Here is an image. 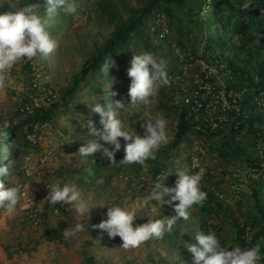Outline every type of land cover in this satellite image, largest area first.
Returning <instances> with one entry per match:
<instances>
[{
    "label": "rangeland",
    "instance_id": "rangeland-1",
    "mask_svg": "<svg viewBox=\"0 0 264 264\" xmlns=\"http://www.w3.org/2000/svg\"><path fill=\"white\" fill-rule=\"evenodd\" d=\"M99 1L69 0L76 10L61 18L58 10L52 15L47 11L44 13L43 2L40 0L39 15L47 21L48 31L58 46L47 58L38 56L22 60L6 70V87L0 89V122L24 120L26 123L22 129L26 132V142H29L27 134L32 132L33 126L29 127L30 120L25 121L26 113L21 110V103L28 92L34 72L40 74L41 86L56 92L57 97L53 103L57 107L50 119L45 121L46 124L39 128V142L36 145L28 143V151L24 157L31 154L32 174L25 177L23 172L14 168V172L8 170L0 179L5 186L17 182L27 185L25 195L20 196L14 213L9 214L0 208V264H186L187 261L194 264L193 256L186 257L181 251L189 242L195 240L196 233L200 230L214 232L222 246L229 247V250L230 246L246 248L259 244L260 241H254V236L263 221H259L258 209L264 204V189L260 193L258 190L261 184L264 185V139L259 132H256V136L252 135V130L247 126L237 132L227 130L221 136L199 135L190 128L172 148H167L174 139L181 110V106L173 100L178 86L176 76L169 77L170 84L160 88L158 94L150 98L148 105H142L133 114L120 113L127 130L139 135H143L141 118H164L167 121L169 140L155 152L154 160H146L143 165L119 166L110 163L100 152L87 160L76 153L85 137L91 138L87 134V122L92 120L96 127H101L98 114L93 113L89 106L91 103L101 102L103 93L100 83L105 82V79L101 74L91 72L67 101L62 100L61 94L71 83L73 75L87 65L96 45L113 28L112 17L108 13H100ZM109 1L111 10L126 18V7H141L146 0ZM16 2L18 6H24L36 0ZM171 7L173 17L163 8L151 13L146 25L152 46L146 47L143 40H132L127 51L129 58L124 63L126 66L130 65L134 54L151 52L158 62L162 61L175 71L189 63L188 57L193 53L191 46L194 42L199 43L197 51L202 58L211 57L205 55L206 50L210 54H217V50H208L204 45L205 34L212 31L204 25L202 31L198 30L199 23L204 19L206 4L196 3L191 12L183 8L180 2H173ZM6 10H9L7 0H0V12ZM158 12L167 16L170 25V33L163 41H156L149 31V25ZM157 42H161V48L156 46ZM221 57L223 60L228 58L225 53ZM110 89L109 82H106L105 90ZM123 90H117L118 97L114 100L127 102V93ZM249 106L253 107L250 103ZM123 143L121 138L122 148ZM199 143L205 149L204 155H201L202 164L199 166L206 171L199 187L201 190H210L213 200L205 199L202 204L194 205L189 210L188 220H178L172 232L165 233L162 239H152L132 249H123L118 236L109 238L103 230L92 227L107 218V208L112 206L135 208L138 217L134 226L146 222L148 218L174 215L171 205L160 207L154 201L145 205L142 201L150 192L157 175L163 170L180 169L189 175L199 170L188 163L189 152ZM234 143L237 148H243V151L239 149L234 153ZM122 148L115 154L116 161L123 156ZM96 155L105 162L107 174H111L108 185L103 186L105 178L90 181L81 168ZM39 157H43L44 161H37ZM251 159H256L255 164L262 166L261 170L250 166V162L246 160ZM7 160L9 164L14 162L10 157ZM248 166L256 171L257 178H248L246 183L239 181L240 175L237 173L244 176ZM175 179L176 174L172 173L164 183L166 186H173ZM52 183L77 184L83 196L94 206L89 210L88 217L81 219L73 210H67L66 204L49 205L44 197L49 191L48 184ZM213 191H221L225 199L216 200ZM45 205L48 211L44 216L42 209ZM80 219L86 231L77 234L71 241H65L62 230L73 226ZM237 229L243 230L241 238L244 243L238 241ZM191 244L194 243L189 245ZM260 252L262 259L259 264H264V253L261 249Z\"/></svg>",
    "mask_w": 264,
    "mask_h": 264
},
{
    "label": "clouds",
    "instance_id": "clouds-1",
    "mask_svg": "<svg viewBox=\"0 0 264 264\" xmlns=\"http://www.w3.org/2000/svg\"><path fill=\"white\" fill-rule=\"evenodd\" d=\"M42 2L49 15L56 13L57 10L66 14L76 10L75 5L69 0H42ZM7 5L9 10L0 12V89L6 87V70L11 69L22 60H30L38 56L47 58L58 46L57 41L48 31L47 21L39 15L40 0L24 6H18L16 0H7ZM165 38L160 39V41ZM205 55H211V57L204 59L198 51L195 54L191 53L188 57L189 63L186 65L196 66L195 61L202 60L209 63L218 59L232 72L233 81L230 83V87L238 93V104L242 112L238 118V126L236 128L230 127L227 130L240 131V126L246 123L252 115L257 112L264 113V107L257 103V99L262 98L264 100V91L259 89V86H251L249 80L240 84L239 77L242 75L238 72L235 73L227 59L223 60L220 55L210 54V51L207 50ZM112 64L113 62L109 57L101 64L100 74L103 78L109 77V68ZM183 66L179 67V71L172 75L176 76ZM126 74L130 78V84L127 88V102L114 100L103 105L91 103L89 106L93 113L98 114L101 127H96L92 120L87 122V134L91 138L85 137L84 143L76 151L82 159L87 160L89 157H93L95 153L100 152L110 163L119 166L143 165L146 160H154L156 158L155 152L162 145L168 143L167 121L164 118H141L143 123L140 126L143 129V135H139L127 130L120 116L121 112L133 114L142 105H148L150 98L155 97L160 88L170 84L166 65L162 61L158 62L151 52H142L132 56ZM251 80L256 83L258 81L257 75H254ZM238 83L239 86H237ZM112 95L115 96L116 93L113 92ZM249 103L252 104V108ZM191 129L193 130L192 127ZM226 131L222 134H213H215L214 136H221ZM121 138L124 141L123 148ZM121 148L123 156L116 161L115 154ZM188 163L190 164V160ZM192 167L199 169L192 175L180 169H165L160 172L152 184L150 192L142 201L145 205L150 201L158 203L160 207L165 204L171 205L174 209V215L148 218L146 222L134 226V221L138 217L135 208L124 209L119 206H112L107 208V218L92 225V227L103 230L109 238L118 236L122 241L120 246L123 249L137 248L146 241L162 239L165 233L172 232L173 226L178 220L189 219V210L194 205H200L206 199L207 194L199 187L206 172L205 168L199 166L198 160L192 161ZM7 172V167L0 164V176L6 175ZM172 173L176 174L174 185L166 186L164 181ZM26 174L30 175V173ZM237 174L244 177V183L247 182L248 178H257L256 171L250 166H248L244 176L240 173ZM48 187L49 191L44 200L49 205L66 204L67 210H73L81 219L87 218L89 210L94 207L83 196L82 190L75 183H52L48 184ZM21 191L22 185L19 182L5 186L4 182L0 181V208L9 214L14 213L20 201ZM213 193L216 200L225 199L221 191H213ZM81 219L73 226L62 230L65 241H71L77 234L86 231L84 225L80 223ZM195 239L197 244L187 246L193 254L194 264H259L262 259L259 244L246 248L239 245L230 246L231 250H229V247L221 245L214 232H208L207 235L203 232H197Z\"/></svg>",
    "mask_w": 264,
    "mask_h": 264
},
{
    "label": "trees",
    "instance_id": "trees-1",
    "mask_svg": "<svg viewBox=\"0 0 264 264\" xmlns=\"http://www.w3.org/2000/svg\"><path fill=\"white\" fill-rule=\"evenodd\" d=\"M173 2H180L183 8L189 12H191L193 5L196 3H205L204 19L198 25V30L200 31H202L203 25L212 31L210 34H205V48L213 51L217 50V54L220 56H223V53L226 54L227 60L234 68L235 73L238 72L242 75L239 77L240 84L249 80L251 86H259V89L264 91V0H146L141 7H126L128 13L126 18H122L120 14L111 10L112 5L109 0H100L98 9H100V13H108V16L112 17L113 28L100 44L96 45L87 65L80 72L73 75L71 83L62 91V100L67 101L89 73L97 72L100 74V66L107 57L110 58L113 64L109 68V77L104 78L105 82L100 83L101 89H99L103 93L100 103L103 105L116 99L118 97V89H124V93H127L130 78L126 74L127 70L123 69L130 66L124 64L126 59L129 58L127 51L130 43L132 40H143L145 46L150 48L152 39L148 35L146 22L153 11L162 8L168 15L173 17L174 13L171 7ZM43 11L46 13L44 5ZM58 14L61 18L66 15V13H61L59 10ZM198 45V42L192 44V54L197 52ZM156 46L161 48V42H157ZM166 70L168 77L179 71L178 68L174 71L168 65H166ZM254 75L258 77L256 83L251 80ZM106 82L110 84L111 89L109 91L105 90ZM239 83L237 86H239ZM113 92L116 93L115 96L112 95ZM56 107L57 104L53 103L51 106L41 108L32 115L24 114L25 121H31L28 124L29 127H32L35 121L43 123L50 119ZM180 108L177 130L173 141L167 145V148H172L180 140L181 136L191 128L189 119L186 117L185 108ZM25 123L21 119L10 120L6 123L0 122V164H3L8 170L13 172L15 171L14 168L22 172L23 157L28 151V143L31 145L30 142L25 140L26 132L22 129ZM244 126L252 130L251 133L254 136H256V132L261 133L264 139V113L257 112L252 115L246 123L240 126L239 130L243 129ZM214 135L211 134V136ZM237 147V144L234 143V146H232L234 153L239 149L243 151V148ZM8 157L14 160L13 164H9ZM101 159L96 155L92 161L84 163L81 168L84 169L90 181H95L97 178H105L103 185L105 186L110 182L111 174H107L108 168ZM246 161L250 162V166L253 165L261 170L262 166L255 164L256 159ZM154 173H156L155 168ZM1 178L2 176H0ZM262 189H264V185L261 184L258 193ZM202 191L207 194V201L213 200V194L210 190L203 189ZM47 211L48 208L45 205L42 209V214L45 216ZM258 211L259 221H263L261 222L262 226H259L258 232L254 236V241L257 243L260 241L259 245L264 253V204L259 207ZM199 232H203V230ZM203 233L205 235L208 234L206 232ZM242 234L243 230L237 229V239L244 243L241 238L243 237ZM190 243L197 244V241L195 239ZM181 252H184L186 257L193 256L188 247L183 248ZM154 264L159 263L155 262ZM186 264H190V262L187 261Z\"/></svg>",
    "mask_w": 264,
    "mask_h": 264
},
{
    "label": "built area",
    "instance_id": "built-area-1",
    "mask_svg": "<svg viewBox=\"0 0 264 264\" xmlns=\"http://www.w3.org/2000/svg\"><path fill=\"white\" fill-rule=\"evenodd\" d=\"M149 31L155 40L165 38L170 32L167 16L162 12L156 13L149 25ZM194 63L196 66L185 65L176 75L178 90L173 96L174 103L185 108L186 117L198 134H222L230 127L236 128L242 111L238 104V93L230 87L233 81L232 72L218 59L209 63L202 60ZM33 75L28 92L25 93L21 103V110L30 115L48 107L57 97L54 90L41 86L38 72H34ZM257 100L258 105L264 107V100L262 98ZM45 124L46 122H34L32 132L27 134L32 145L39 142L38 130ZM189 153L190 164L193 160H198L199 164H202L201 155L205 153L202 143L195 144ZM30 155L28 153L23 160L22 174L25 177L33 172ZM38 160L43 162L44 158L39 157ZM239 180L244 181V177L240 176ZM20 184L21 195H25L27 185L22 182Z\"/></svg>",
    "mask_w": 264,
    "mask_h": 264
}]
</instances>
